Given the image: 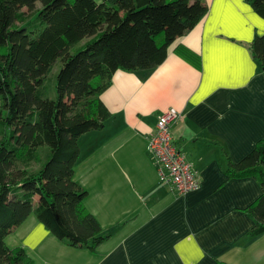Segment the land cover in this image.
<instances>
[{"label":"crops","instance_id":"0c3cea01","mask_svg":"<svg viewBox=\"0 0 264 264\" xmlns=\"http://www.w3.org/2000/svg\"><path fill=\"white\" fill-rule=\"evenodd\" d=\"M110 5L116 0H96ZM208 10L163 62L118 70L100 99L102 130L78 138L75 181L108 237L95 251L67 245L29 214L4 238L32 264H264V233L246 213L261 192L251 177H229L233 162L264 139V69L249 46L264 19L247 0H205ZM180 118L172 139L199 176L178 194L158 180L147 139L157 114Z\"/></svg>","mask_w":264,"mask_h":264},{"label":"trees","instance_id":"16d2710c","mask_svg":"<svg viewBox=\"0 0 264 264\" xmlns=\"http://www.w3.org/2000/svg\"><path fill=\"white\" fill-rule=\"evenodd\" d=\"M247 2L264 19V0ZM207 10L205 0H0V264H32L22 248L4 242L32 212L71 247L93 252L108 237L74 179L78 138L102 130L111 117L100 94L115 72L161 64ZM249 49L264 69V33ZM57 59L49 97L46 75ZM40 147L49 154L37 170L17 166L34 159ZM225 160L229 177L259 183L246 213L255 220L249 234H263L264 139L239 161L226 153Z\"/></svg>","mask_w":264,"mask_h":264},{"label":"built area","instance_id":"2783aa9c","mask_svg":"<svg viewBox=\"0 0 264 264\" xmlns=\"http://www.w3.org/2000/svg\"><path fill=\"white\" fill-rule=\"evenodd\" d=\"M180 118L173 107L158 112L146 149L156 165L158 180L178 194H186L199 187V176L191 162L172 139V125Z\"/></svg>","mask_w":264,"mask_h":264},{"label":"rangeland","instance_id":"374dc122","mask_svg":"<svg viewBox=\"0 0 264 264\" xmlns=\"http://www.w3.org/2000/svg\"><path fill=\"white\" fill-rule=\"evenodd\" d=\"M84 42V41H83ZM82 42V43H83ZM82 47V44L78 46H74L71 50L75 51ZM61 66V62L57 59L50 67L47 75H46V83L44 87V92L46 96L53 97L55 94V76L57 71ZM1 136V135H0ZM48 148L47 147H40L36 150V157L34 159L28 160L27 163L24 165L18 164L17 166L25 167L28 171H35L38 169L40 164L44 163L48 158Z\"/></svg>","mask_w":264,"mask_h":264}]
</instances>
